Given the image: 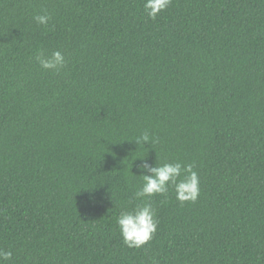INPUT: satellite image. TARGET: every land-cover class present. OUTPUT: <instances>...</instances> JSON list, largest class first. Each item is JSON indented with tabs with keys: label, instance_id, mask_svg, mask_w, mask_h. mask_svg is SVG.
<instances>
[{
	"label": "trees",
	"instance_id": "trees-1",
	"mask_svg": "<svg viewBox=\"0 0 264 264\" xmlns=\"http://www.w3.org/2000/svg\"><path fill=\"white\" fill-rule=\"evenodd\" d=\"M143 3L0 0L5 264H264V0ZM143 156L193 164L200 194L152 196L157 230L129 248Z\"/></svg>",
	"mask_w": 264,
	"mask_h": 264
},
{
	"label": "clouds",
	"instance_id": "clouds-1",
	"mask_svg": "<svg viewBox=\"0 0 264 264\" xmlns=\"http://www.w3.org/2000/svg\"><path fill=\"white\" fill-rule=\"evenodd\" d=\"M171 0H144L143 9L146 16L155 19L161 11L167 9ZM34 21L41 25L48 24L49 14L35 15ZM36 62L44 70H59L65 65V57L59 50L50 55L43 52L35 56ZM136 145L148 144L151 141L147 131L136 137ZM136 165L141 177V183L134 193V199L141 201L131 208H124L116 217L123 243L129 248H140L150 241L157 230L158 220L150 198L156 194H166L169 189L175 193V198L181 204L195 202L200 194V180L198 173L191 163L180 161L164 162L153 166L143 157ZM12 252L0 248V264L10 261ZM152 264H156L153 260Z\"/></svg>",
	"mask_w": 264,
	"mask_h": 264
}]
</instances>
